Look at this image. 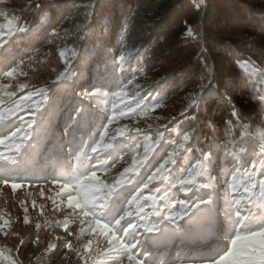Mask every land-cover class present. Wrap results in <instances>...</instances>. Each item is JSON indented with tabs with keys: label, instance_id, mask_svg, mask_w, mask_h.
<instances>
[{
	"label": "snow or ice",
	"instance_id": "1",
	"mask_svg": "<svg viewBox=\"0 0 264 264\" xmlns=\"http://www.w3.org/2000/svg\"><path fill=\"white\" fill-rule=\"evenodd\" d=\"M202 3L203 0H198L196 7ZM94 8L95 4L86 6L85 23L89 22ZM11 11L14 10L0 8V17L5 20L0 23V48L7 43L3 37L13 35V29L28 33L33 27L16 15L10 16ZM185 24L187 36L198 34L197 27L186 21ZM62 31L66 35L69 29ZM59 35L60 31L54 32V36ZM69 52L72 58L76 56L74 47L58 48L64 66L62 70H51L55 73L51 83L57 88H67V82L75 78L70 95L59 101L48 83L38 86L28 80L20 82L21 76L29 75L24 70V60L10 66L7 56L0 59L3 65L0 76L8 81L0 83V125L6 133H0V145L17 150L24 147L26 142L34 139L36 114L39 112L43 117L59 104H63L60 108L64 115L62 136L80 135L74 162L69 161L57 169L58 174L51 181L56 190L47 197L51 209L63 216L52 221L46 219L43 224L36 223L33 233L36 239L32 242L39 241L42 228L59 227L65 235L55 239L83 264H124L125 259L128 264H146L136 251L141 245L154 243L166 234L208 228L219 233L224 246L211 250L199 264H264V126L250 131L252 125L241 123V112L228 94V87L221 89L214 84L211 73L197 82L184 98L185 103L178 113L181 120L174 126L169 127L177 121L176 116L167 118L164 123L147 124L144 128L120 124L123 119L135 117L163 120L164 117H153L152 114L167 105L159 96L151 103L145 102L147 97H141L135 107L128 104L127 101L136 100L143 88L135 75L127 83L121 80L113 84L100 79L81 86L83 74L77 76ZM261 54L264 55V46ZM131 56L132 50L127 48L121 53V68ZM237 63L247 74V80L264 85V66H257L250 56ZM137 71L144 74L143 68ZM77 87L81 88L78 93ZM24 89L30 90L17 97V91ZM212 98L226 102L230 108L231 118L225 121L229 137L223 144L208 143L207 138L204 142L200 140L201 115L207 112V102ZM259 99L264 103V87L260 89ZM101 106L104 115L96 111ZM21 113L30 119L25 121ZM13 117L20 121L19 127L12 122ZM185 121L196 126L184 131L180 124ZM234 126L241 130L239 136L235 135ZM206 127L213 133L217 130L212 119L206 122ZM165 133H174L175 138L167 139ZM253 136L256 139H251ZM0 160L8 161L9 157L0 152ZM94 160L99 163H93ZM117 164L124 166L114 171ZM213 172L220 177L222 189ZM0 185H10L13 191L23 187L7 176L0 179ZM181 193L185 194L184 199L179 198ZM39 195L44 196L43 189ZM32 207H37L35 200ZM39 208L43 215L44 205ZM23 210L28 212L27 207ZM0 220L3 221L0 230L10 225L9 220L3 217ZM77 222L79 228L75 240L87 239L74 246L69 237L73 236L72 226ZM23 223H31L28 215L23 217ZM3 234L7 235V232ZM24 243L22 238L20 244ZM56 248V243L49 242L45 251L53 252ZM180 264L184 262L180 261Z\"/></svg>",
	"mask_w": 264,
	"mask_h": 264
},
{
	"label": "trees",
	"instance_id": "2",
	"mask_svg": "<svg viewBox=\"0 0 264 264\" xmlns=\"http://www.w3.org/2000/svg\"><path fill=\"white\" fill-rule=\"evenodd\" d=\"M10 2L11 0L8 1V3ZM197 2L198 0H162L160 6H164L165 9L160 8L158 11L161 13L160 15L165 17L173 10L177 14L180 13L179 16L182 15L177 18L178 22H176L181 25L180 34L172 39L173 42L170 41V45L165 46L168 43L165 41L164 31H168V27L152 25L148 30L145 26H140L137 31L135 30L137 7L134 1L32 0L31 4L28 2L27 5H20L17 12H11L12 15L20 18L22 15V21L33 26L30 32L23 33L24 37L16 38L15 42L23 51L24 49L28 51L33 49L30 54L28 53L29 56L35 58L32 61L33 64L30 65L31 61H26L25 56L21 57V60L25 61V70L32 68L31 71L37 72L35 77L39 78L40 76L41 78L44 75L46 80L50 81L54 78L55 73L51 77L41 73L46 60L38 58L36 46L40 45L48 51H53L52 47L59 44V39L62 40V38L70 44L74 43L79 46L77 57L71 59V66L77 76L83 74V79L80 81L81 86L93 83L101 73H106V78H110L111 69L109 74L107 67L106 69L97 67L102 63H106V66L111 64V68L113 67L115 62L108 56L110 51V54H113L112 51H115L117 47L123 51L126 48L132 50L130 58L134 62V75L138 78L137 82L143 85L140 93H143L142 97H147L145 102L151 103L153 98L158 96L163 98V102L168 106L170 112L160 123L166 122L170 116L177 117V121L169 127L181 120L178 113L185 103L184 98L197 82L211 73L214 76V84L221 89L228 87V94L233 97L241 112V123L252 125L250 131H254L256 128L264 126L262 125L264 103L259 99L260 89L264 85L257 81L247 80V74L237 61H242L245 57L250 56L257 66H264V55L261 54V48L264 46V0H203L199 8L196 7ZM222 3L229 5L226 13V15L229 13V17H226L225 14L223 16L225 12L221 11ZM37 4L39 7H36ZM89 4H95V8L92 9L89 22L85 23L86 6ZM45 15H47L46 21L44 20ZM67 16H74L75 24L71 30L72 33L62 35L63 31H60L59 36H54V27ZM216 17H220V20ZM41 21L44 22L41 23ZM185 21L188 25L198 28L197 35L193 37L186 35ZM172 23L176 24L174 21ZM230 23L234 29H228ZM219 24H223V26ZM76 25H83V27H76ZM177 40L179 41L178 45H182L178 48L173 44ZM250 47L253 50L250 51ZM155 49L159 55L164 56L162 62L158 61L159 58L154 59L156 57ZM77 59H79L78 63L75 62ZM54 63L56 64L53 68L62 70L64 63L61 65L59 60ZM139 68L144 69L143 75L137 71ZM129 69L132 70V68ZM119 70L122 68L120 67ZM74 82L75 78L68 81L67 88L63 89L65 93L57 92V98L62 95H70ZM75 90L78 93L81 88ZM62 107L63 104L57 106L56 114L48 112L43 117L40 115L36 123L33 124L34 139L29 140L30 142L37 144L40 139L42 140L41 144L44 145V136L48 139L53 134L59 138V141L61 140V143L66 141L65 136H62L64 131L62 125L64 115L60 111ZM206 107L207 112L201 115L198 126L200 140L204 142L207 138L208 143L223 144L229 137L225 130V121L231 118L229 105L212 98L207 102ZM51 118L53 119L51 120ZM209 119L214 120L217 125L215 133L206 127V122ZM195 126L194 124L189 125L186 121L180 124L184 131ZM58 128L61 132L57 131ZM233 131L236 136L240 135L241 130L235 126ZM165 135L170 140L175 138L174 133L171 135L165 133ZM251 139H256V137L253 136ZM238 145L239 142H237ZM168 150H171V146ZM256 150L259 151L258 148ZM63 155V152L59 151L58 158L62 156L60 159L47 162V173L46 175L41 173L38 181H43L47 176L53 174L57 167L56 161L61 160ZM213 175L217 176L219 187H221L223 184L220 183V177L216 172H213Z\"/></svg>",
	"mask_w": 264,
	"mask_h": 264
},
{
	"label": "rangeland",
	"instance_id": "3",
	"mask_svg": "<svg viewBox=\"0 0 264 264\" xmlns=\"http://www.w3.org/2000/svg\"><path fill=\"white\" fill-rule=\"evenodd\" d=\"M8 1L9 0H3V2L0 3V8L16 11L17 8H19L18 6L27 5V3L29 2V0H11L10 3H8ZM128 1H134L136 3V31L140 26H145L146 28H148V30L151 29L152 25H161V27L166 28L168 27V31H164L166 35L165 41L166 43H168L165 44V46L170 45V43L173 42L172 39L176 37V35L178 36L180 34L181 25L177 24L176 22H178L177 18L182 17V15L179 16L180 13L177 14L175 10H173L165 17L163 15H160L161 13H158L160 8L163 7L162 9H165L164 6H160L162 0ZM228 6L224 3L221 4V11L225 12L223 13V16L225 14L226 17H229V13L226 15L229 9ZM11 12L9 13L10 16L13 13ZM169 16L171 17L169 18ZM188 18L190 17L188 16ZM216 18H219L220 20V17ZM22 19L23 18L21 15V20ZM173 21L177 25H173ZM0 23H5L3 17H0ZM74 24V16H67L62 21H60L53 30L62 32L63 29H69L68 33L66 34L68 35L72 33L71 30ZM219 25L223 26V24ZM232 28L234 29V26H232V23H230L228 29L231 30ZM13 31V35H5L3 37V39L7 43L5 44L4 48H0V59H2L4 56H7L10 66H14V64L19 63L22 56H25V58L27 59L26 61H31L29 62L30 65L33 64V60L29 59L31 58V55H28V53L30 54L32 52L31 50L33 49L31 48L29 51L27 49H24L23 51L17 45L18 43L15 42V40L19 37L23 38L24 35L23 33L15 32V29H13ZM62 35H65L64 32L62 33ZM178 42L179 41L177 40L176 43H173L175 44L174 47L178 48L182 46L178 45ZM214 42L215 41L213 40V43ZM65 46H67L68 48L74 47L76 49V53L77 49H80L79 46L74 45V43L70 44L66 41V39L64 40L63 38L62 40L59 39V44L53 47L51 46L53 48V51H48L45 47H42L40 45L39 47L36 46V51L39 54L37 55L38 58L46 60V63H43V69L41 68V73L47 74L50 77L53 76V72L51 70L56 64L54 62L59 60L60 64L64 63L58 55V48H62ZM156 49V57L154 59L159 58L158 61L162 62L164 60V56L162 54L159 55L157 51L158 49ZM122 52L123 50H121L120 47H117L115 51H112L113 54H110L111 51L109 52L108 56L111 59L113 58L115 62V64L112 63L113 67L111 68V64H108V66H106V63H102L97 67H104V69H106L107 67V69H109V74L111 69L110 78H106V73H101L100 77L98 79H95L96 81L104 79L110 83L115 84L119 83L121 80H123L124 83H127V80L133 78L135 71L134 62L131 60V58L128 60V62L125 63L122 70H119L121 67L119 57ZM68 56L72 59L70 52L68 53ZM75 62L78 63L79 59L75 60ZM109 62L111 63V60H109ZM152 67H155V65H152ZM0 68H3L2 64H0ZM129 68H132V70H130ZM31 70L32 68H26L25 71H27L29 75L28 77L21 76L19 78L20 82L28 80L29 83L36 84L38 86L43 85L44 83H48L49 88L54 90L56 93H65V90L63 89L57 91V89H59L57 88V85H53L50 80H46V77L44 75L41 78L40 76L39 78L35 77L34 75H36L37 72H35V70ZM98 73H100V71H98ZM0 83L6 84L8 83V81L5 80L3 76H0ZM29 90L30 89L18 90L17 97L25 95ZM112 90L115 89L113 88ZM131 91L132 88L130 86L129 92ZM142 96L143 93H140V95L136 97L135 101L129 100L127 101V103L132 107H135L136 101H140ZM61 97L66 98L67 96H58L57 101H59ZM102 108L103 106L97 108L96 111L100 112L101 115H104L105 113L102 111ZM108 108H111L110 104L108 105ZM57 109V106H54L53 108H50L48 112H55L56 114L58 111ZM42 111L43 110H41V112ZM168 112H170V109L168 108V106H166L164 108L157 109L156 112L152 114V116H160L165 118L166 114L168 116ZM108 114H110V112ZM20 115L23 116V119L25 121L30 119V117L24 113H21ZM39 117L40 113L38 112L36 114L35 120H38ZM52 119L53 118H51V120ZM163 120L149 119L147 117H135L130 119H123L120 121V124H127L130 127L144 128L147 124H159ZM12 122L15 123L16 127L20 126V121L17 119V117H13ZM62 125L64 126V123ZM59 128L57 129V131L61 132ZM12 130H14V128ZM0 133H5V128L2 125H0ZM65 138L66 141L64 143H61V140L59 141V138L54 134L51 138L48 139L44 136V145L41 144L42 140L39 139L37 144H34L30 141L29 143L26 142L24 147L19 150L15 148L9 149L4 145H0V152H3L6 156L9 157L8 161L0 160V179H3L7 176L11 180L23 185V187H19L15 191L12 190L10 185H0V217H3L4 219L10 221V225L8 227L0 230V264H13V261H15L16 264H69V258L71 260V264H83V262L77 259L73 253L68 252V250L64 248L63 244L60 241L55 239V237L57 236L65 235L62 228H42L39 232V241L36 243L32 242L36 239L35 235H33V233L36 231V223L39 222L43 224L46 219L52 221L58 216H63V213H57L51 209V201H49L47 197L49 195H52L56 190L55 186L51 184V181L58 174L57 169H59L60 166L69 161L74 162L72 156L76 153V149L80 144L79 133L75 134V137H73L72 135H65ZM59 151H62L64 155L61 160L56 161L57 167L55 168L54 173L47 176V178H45L43 181H38L41 173L45 175L47 173V162H50L52 160L54 161L55 159H60L62 157L59 156L58 158ZM126 159L128 158L126 157ZM12 161H15V163H13ZM93 163H99V161L94 160ZM123 166L124 165L122 164H117V167L114 171H119ZM219 188L222 189L223 185ZM41 189H43L44 191V196L39 195ZM219 194L222 196V191H220ZM179 198L184 199L185 194L181 193ZM33 200L36 201V208L32 207ZM40 205H44L43 215L40 214ZM25 207L28 208L27 213H25L23 210ZM25 215H28L30 217L31 223H23V217ZM0 223H3V221L0 220ZM78 228L79 224L77 222L76 225L72 226L73 236L69 237V239L73 240L74 246L82 244L84 240L87 239V237H85L84 240H81L79 242L75 240V234ZM4 232H7V235H4ZM22 238L25 240V243L23 245L20 244V240ZM49 242L57 244V248L53 252L45 251ZM223 246L224 242L221 241L219 233L205 228L202 230H190L187 232L166 234L164 236H160L154 243L141 245V247H139L136 251L140 259L144 260L146 264H180V261H183L184 264H199L200 261L198 260H201L203 257H207L208 255H210L211 250H218ZM146 253H151V255L149 256ZM124 264H128L126 259L124 261Z\"/></svg>",
	"mask_w": 264,
	"mask_h": 264
}]
</instances>
